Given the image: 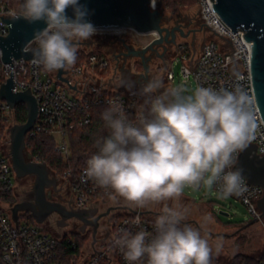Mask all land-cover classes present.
Returning <instances> with one entry per match:
<instances>
[{"label": "clouds", "instance_id": "9594fccd", "mask_svg": "<svg viewBox=\"0 0 264 264\" xmlns=\"http://www.w3.org/2000/svg\"><path fill=\"white\" fill-rule=\"evenodd\" d=\"M87 14L79 0H23L11 19L46 25L34 31L23 52L31 54L33 64L54 72L75 65L79 42L96 34ZM140 95L145 99L134 120L118 102L101 113L108 134L96 140L97 152L86 161L84 173L111 190L113 201L121 197L139 208L163 207L155 218V235L121 230L112 243L128 264H211L213 246L198 228L182 223L187 210L179 200L186 187L215 185L222 198L247 190L236 165L256 138L255 101L240 88L198 85L186 95L183 87L165 88L160 78L141 85ZM221 250L217 241L215 253Z\"/></svg>", "mask_w": 264, "mask_h": 264}, {"label": "built area", "instance_id": "2783aa9c", "mask_svg": "<svg viewBox=\"0 0 264 264\" xmlns=\"http://www.w3.org/2000/svg\"><path fill=\"white\" fill-rule=\"evenodd\" d=\"M16 0H0V35L7 36L10 28L3 19H11V13L18 11ZM156 8V0H152ZM204 24L220 38V42L210 40L204 44L200 54L191 61L186 54L177 56L174 60L182 62V75L193 79L196 87H213L234 90L240 88L249 93L255 101V115L258 124L256 138L251 144L256 145V152L264 156V120L261 115L251 74V43L244 38L243 31L233 32L222 21L214 10V0H199ZM3 17V19L1 18ZM96 34L108 33L123 34L126 30H98ZM35 48L36 45H31ZM12 63L2 61L0 49V87L9 78H13V92L31 90L38 102V119L29 131L26 138L33 139L39 133H48L56 140L54 152L68 163L72 157L69 130L73 125L69 117L73 113H80L85 124L91 119V110L98 107H109L112 102L123 105L130 119H135L138 107L143 103L144 97L139 89L118 88L110 86L100 72H108L110 61L103 55L88 53L83 62L65 69L64 77L68 82L57 77V71L47 72L42 67L32 63V59H13ZM167 80L174 81L175 74L169 69ZM76 86V89L70 87ZM17 107V106H16ZM15 108L6 100H0V120L6 122L5 131L10 134V129L15 122ZM5 133V132H4ZM6 134L5 136H7ZM4 135V134H3ZM0 135V264H128L121 250L114 246L113 238L121 230L132 234L144 229L155 235L154 222L143 208L130 204H121V208L110 216V231L108 234L97 235L86 239L88 232H79L86 241L82 250L77 252V242L66 235H56L49 231L46 222L38 223L30 214V219L25 218V212L18 215L16 221L13 217L12 207L8 199L16 186V172L13 168L10 155V141ZM10 138V135H8ZM8 141V142H7ZM28 153V145L26 146ZM31 154V153H30ZM241 154V153H240ZM239 154V156H240ZM30 161L41 163L38 156H33ZM239 159V157H238ZM85 165L78 176L71 180V170H66L63 175L52 173V177L63 178L69 185L74 197V209H86L91 206L107 203L106 197L111 190L98 187L94 181L87 179L84 173ZM245 177V176H244ZM246 191L242 195H231L236 202L244 205L246 215L255 222L264 226V218L258 209V201L262 198V187L251 184L245 177ZM217 193L218 189L214 185ZM111 200V199H110ZM109 201V200H108ZM235 212L234 208H222L219 215L227 217ZM139 218L140 223H135ZM66 238L67 246L63 241ZM151 237H149L150 239ZM72 249V253L69 252ZM146 264V260L142 262Z\"/></svg>", "mask_w": 264, "mask_h": 264}, {"label": "water", "instance_id": "95a60500", "mask_svg": "<svg viewBox=\"0 0 264 264\" xmlns=\"http://www.w3.org/2000/svg\"><path fill=\"white\" fill-rule=\"evenodd\" d=\"M79 2L87 9L86 19L98 30H133L139 34L157 33V37L141 50L136 51L131 45L124 44L129 48V54L142 58L146 72H148L146 54L150 50L162 43H175L177 33L184 35L181 27L169 28L164 25L163 14L152 6V0H79ZM213 7L225 25L233 32L243 31L245 40L251 43L250 68L253 86L264 120V0H214ZM67 15L73 16L72 8L67 10ZM3 21L11 27L9 26L10 31L7 36L0 35L2 61L8 64L12 63L13 59H32L30 53L23 52V47L33 38L34 31L43 29L46 25L42 21L29 24L23 19L16 21L3 19ZM158 56L163 55L158 54ZM13 67L12 63V69ZM64 73L65 69L57 70V77L61 81L68 82V79L63 76ZM13 88L14 81L11 77L0 87V100H6L12 108L18 104H24L27 108V121L23 124H15L10 129L11 160L18 178L35 177L33 200L14 205L11 209L14 219L17 221L21 212H29L38 223H44L49 216L58 214L59 227H67V221L72 219L83 223L81 232H85L88 225H94L93 238L95 239L97 231L95 221L103 215L92 219L95 214L93 210L72 209L47 198L46 189L56 187L57 179L51 176L45 162L30 161L32 156L26 151V135L33 129L38 119V102L31 90L15 93ZM72 88L76 89V86ZM236 167L242 169L243 175L251 184L260 186L264 190V156L257 154L256 145L250 144L240 154ZM257 207L264 218V194L258 201Z\"/></svg>", "mask_w": 264, "mask_h": 264}, {"label": "rangeland", "instance_id": "374dc122", "mask_svg": "<svg viewBox=\"0 0 264 264\" xmlns=\"http://www.w3.org/2000/svg\"><path fill=\"white\" fill-rule=\"evenodd\" d=\"M156 8L163 14L165 26L169 28L179 26L183 29L184 35L177 33L175 43H162L155 46V50H150L146 54L148 72L145 71L142 58L132 53L129 54L127 46L131 45L136 51L141 50L152 42L156 35L139 34L133 30H126L123 34L99 32L91 39L79 42L76 62H83V57L86 58L88 53L100 54L110 61V68L107 74L103 76L105 82L110 86L127 88L121 86L122 83L124 85L134 83L135 86L132 88L140 90L141 85L149 79L160 78L165 88L183 87L186 95L191 94L196 88L195 82L192 78L185 80L182 75V62L174 59L179 55L186 54L187 60L191 59L192 61L200 54L205 43L210 40L220 42V38L204 24L199 0H156ZM158 54L163 56H158ZM169 69L175 74V80L170 82L167 80ZM160 91L162 92L164 89ZM8 133L5 131L3 136ZM8 135L5 136V139L10 141ZM57 178L59 185L69 186L63 178ZM34 181V176L17 178L15 189L8 199V205L13 206L18 202L33 200ZM68 192V189L62 190L61 196L63 199L65 198L64 200L69 198ZM167 203L170 207L173 205V201ZM111 204L129 203L125 202L123 198L117 197L115 201L112 199L107 201V205ZM179 204L187 210L186 219L182 223L198 228L202 236L206 235L213 246L212 257L215 261H212L211 264H228L237 255L260 256L263 254L264 226L259 222L250 220L243 204L236 202L229 196L222 198L215 191L214 186L211 188L204 185L199 188L186 187L180 197ZM162 207L163 204H160L143 209L149 212L148 216L151 219L155 220ZM230 207L234 208L235 211L230 217L218 214L220 209ZM25 213L23 222L25 218L30 219V213ZM58 217L53 214L47 220L46 226L49 231L59 236L66 235V232L71 233V235L73 233L80 234L81 230L72 226L75 219H72V224L68 222L70 220L67 221V224L70 223L69 226L59 227L55 222ZM90 234H87L86 239L90 238ZM217 241L222 243V250L218 255L215 253Z\"/></svg>", "mask_w": 264, "mask_h": 264}, {"label": "trees", "instance_id": "16d2710c", "mask_svg": "<svg viewBox=\"0 0 264 264\" xmlns=\"http://www.w3.org/2000/svg\"><path fill=\"white\" fill-rule=\"evenodd\" d=\"M16 8L19 9L23 0H16ZM84 59V57H83ZM82 61H78L80 64ZM103 76L106 72H100ZM145 99V97H144ZM107 107H98L91 110V119L88 124L84 123L83 116L80 113H73L69 117V122L73 125L69 130V142L72 157L68 163H64L62 158L54 152L56 140L48 133H39L37 137L30 139L26 138L28 150L33 156H38L39 159L45 162L52 173L63 175L66 170H71V180L80 174L86 161L97 152L95 142L98 138L107 136V129L104 126V121L101 119V113ZM27 121V108L24 104H18L15 110V122L23 124ZM6 129V122L0 120V135H3ZM105 200H110V196ZM77 242V252L83 248L86 241L80 234L71 235ZM64 246H67L66 238L63 241ZM69 248V252L72 253ZM212 261H215L212 257ZM211 261V262H212ZM228 264H264V252L260 256L237 255Z\"/></svg>", "mask_w": 264, "mask_h": 264}, {"label": "flooded vegetation", "instance_id": "af4514ba", "mask_svg": "<svg viewBox=\"0 0 264 264\" xmlns=\"http://www.w3.org/2000/svg\"><path fill=\"white\" fill-rule=\"evenodd\" d=\"M56 179H57V186L56 187L52 186V187L46 189L47 198L52 202L61 203V204H64L66 207L74 209V197L72 195L71 189H69L70 187L67 185H65V187L62 185H59L58 178H56ZM63 188L66 190L68 189V191H69L68 195H67L69 198H67V200H64L65 198L63 199L61 196L62 190H64ZM29 201H31V200H29ZM18 203H20V202H18ZM18 203H16V204H18ZM16 204H14V205H16ZM104 204L105 205L100 204V205L91 206L89 208H86L89 210H93V212L95 213L92 219L97 218L99 215H103L101 218H99L97 221H95V223L97 224L96 236L100 235V234H108L109 233V231H110V216L114 212L118 211L122 206L121 204L120 205L119 204L107 205V203H104ZM105 213H107V214H105ZM55 215L59 216L58 214H55ZM52 216L53 215L49 216L48 219H50ZM59 217L55 221L56 224H58V221L60 220ZM71 221H73V220H70L68 222L71 223ZM73 222H74V224L72 226L78 227L81 230V228L83 227V223L79 222L78 220H75ZM70 223H68V226L70 225ZM85 230H86V232L91 233L93 235L94 225H88L85 228Z\"/></svg>", "mask_w": 264, "mask_h": 264}, {"label": "bare ground", "instance_id": "6f19581e", "mask_svg": "<svg viewBox=\"0 0 264 264\" xmlns=\"http://www.w3.org/2000/svg\"><path fill=\"white\" fill-rule=\"evenodd\" d=\"M149 34H155V35H156V37H157V33H148V34H145V35H149Z\"/></svg>", "mask_w": 264, "mask_h": 264}]
</instances>
